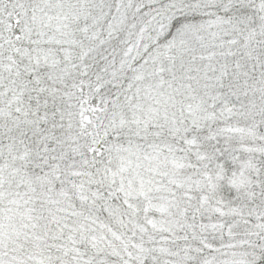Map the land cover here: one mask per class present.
<instances>
[{
  "label": "snow or ice",
  "instance_id": "1",
  "mask_svg": "<svg viewBox=\"0 0 264 264\" xmlns=\"http://www.w3.org/2000/svg\"><path fill=\"white\" fill-rule=\"evenodd\" d=\"M0 264H264V0H0Z\"/></svg>",
  "mask_w": 264,
  "mask_h": 264
}]
</instances>
